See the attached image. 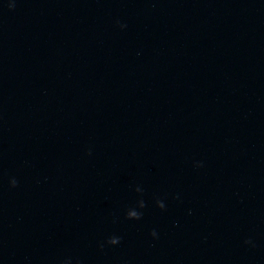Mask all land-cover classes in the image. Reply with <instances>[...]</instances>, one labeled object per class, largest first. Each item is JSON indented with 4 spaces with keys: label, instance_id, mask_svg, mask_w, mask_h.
<instances>
[{
    "label": "water",
    "instance_id": "1",
    "mask_svg": "<svg viewBox=\"0 0 264 264\" xmlns=\"http://www.w3.org/2000/svg\"><path fill=\"white\" fill-rule=\"evenodd\" d=\"M0 264H264V0H0Z\"/></svg>",
    "mask_w": 264,
    "mask_h": 264
}]
</instances>
